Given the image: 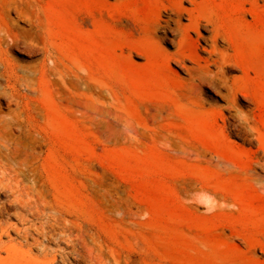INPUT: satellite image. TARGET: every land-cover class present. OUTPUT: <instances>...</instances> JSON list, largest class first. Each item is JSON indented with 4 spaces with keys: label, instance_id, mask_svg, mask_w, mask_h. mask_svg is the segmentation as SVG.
<instances>
[{
    "label": "rangeland",
    "instance_id": "1",
    "mask_svg": "<svg viewBox=\"0 0 264 264\" xmlns=\"http://www.w3.org/2000/svg\"><path fill=\"white\" fill-rule=\"evenodd\" d=\"M9 175L64 264H264V0H0Z\"/></svg>",
    "mask_w": 264,
    "mask_h": 264
},
{
    "label": "bare ground",
    "instance_id": "2",
    "mask_svg": "<svg viewBox=\"0 0 264 264\" xmlns=\"http://www.w3.org/2000/svg\"><path fill=\"white\" fill-rule=\"evenodd\" d=\"M2 180L5 182L2 186L11 193L7 202L15 204L17 208L8 212L5 208L6 203L0 201V264H52L56 261L64 264L62 255H56L43 247V240L48 238L44 224L36 225L32 222L34 218L47 211L58 219L60 212L48 204L42 190L22 182L16 175L2 176ZM2 213L13 216L16 222L3 219ZM10 233H14L15 236L11 237ZM34 247H40V252L32 253Z\"/></svg>",
    "mask_w": 264,
    "mask_h": 264
}]
</instances>
